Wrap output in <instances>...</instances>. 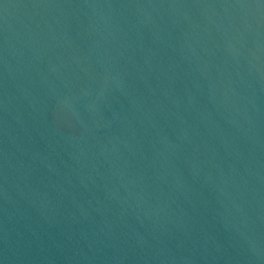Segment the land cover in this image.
<instances>
[{
  "label": "water",
  "instance_id": "95a60500",
  "mask_svg": "<svg viewBox=\"0 0 264 264\" xmlns=\"http://www.w3.org/2000/svg\"><path fill=\"white\" fill-rule=\"evenodd\" d=\"M0 264H264V0H0Z\"/></svg>",
  "mask_w": 264,
  "mask_h": 264
}]
</instances>
